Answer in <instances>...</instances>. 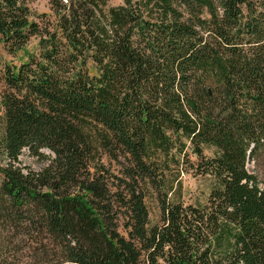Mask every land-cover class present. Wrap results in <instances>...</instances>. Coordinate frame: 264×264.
I'll use <instances>...</instances> for the list:
<instances>
[{"label":"trees","instance_id":"obj_1","mask_svg":"<svg viewBox=\"0 0 264 264\" xmlns=\"http://www.w3.org/2000/svg\"><path fill=\"white\" fill-rule=\"evenodd\" d=\"M28 1L0 0L6 53L38 39L2 75L0 258L13 231L51 264H264V0Z\"/></svg>","mask_w":264,"mask_h":264},{"label":"rangeland","instance_id":"obj_2","mask_svg":"<svg viewBox=\"0 0 264 264\" xmlns=\"http://www.w3.org/2000/svg\"><path fill=\"white\" fill-rule=\"evenodd\" d=\"M123 0H108L110 5H119L122 4ZM28 8L31 11V18H35L38 14L41 13H49L48 6L45 0H29ZM35 16V17H34ZM38 53V39L33 38L29 41V43L15 56H11L6 53L0 44V91L2 89V75L4 66H19L21 63L26 62L28 56L36 55ZM93 70H91L92 72ZM215 151L210 148L204 149V156L207 158H212L215 154ZM48 154V153H46ZM101 162L105 163V167L108 168L110 166L109 161L106 159L104 155L100 156ZM188 160L194 161V157L188 158ZM21 161L24 165L30 167L32 170H39L44 167L46 162L38 161L28 155L23 154L21 157ZM264 162V161H263ZM112 170H116L117 166L114 164L111 165ZM177 169H180L181 175L179 177L181 182V193H180V201L185 204H193V205H204L209 195V190L212 186V180L209 177L202 178L200 176H195L193 170L190 165L183 164V160L176 166H171V170L167 172L172 176V179L175 178L174 175H177ZM248 171L251 174H257L259 176L263 175V169H259L256 164L250 163L248 165ZM117 172V171H114ZM175 199V198H174ZM145 204L149 213V222L151 225H155L159 223L160 212L158 203L155 197V194L149 191V194L146 196ZM122 224V222H121ZM5 237V235H4ZM10 239V240H9ZM8 241L10 242V247L15 251H13L7 256V258L1 259L0 264H51L47 263L45 260L42 261L41 257H33L28 253L25 249V244L21 245L16 242L17 239H13V231L10 233ZM10 248V249H11Z\"/></svg>","mask_w":264,"mask_h":264}]
</instances>
